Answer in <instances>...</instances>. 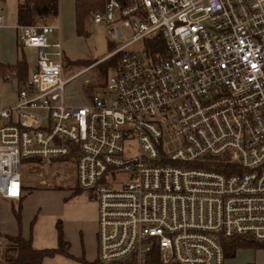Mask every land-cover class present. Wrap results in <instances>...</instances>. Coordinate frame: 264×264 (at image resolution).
Listing matches in <instances>:
<instances>
[{
    "label": "built area",
    "instance_id": "built-area-1",
    "mask_svg": "<svg viewBox=\"0 0 264 264\" xmlns=\"http://www.w3.org/2000/svg\"><path fill=\"white\" fill-rule=\"evenodd\" d=\"M93 21L122 58L86 107L66 104L58 28L18 27L39 61L0 102V197L23 196V161L69 158L98 206V264H225L232 238L264 244V0H109Z\"/></svg>",
    "mask_w": 264,
    "mask_h": 264
},
{
    "label": "rangeland",
    "instance_id": "rangeland-1",
    "mask_svg": "<svg viewBox=\"0 0 264 264\" xmlns=\"http://www.w3.org/2000/svg\"><path fill=\"white\" fill-rule=\"evenodd\" d=\"M18 1H0L2 14L4 13V16H7L9 25L15 27L14 30L2 31L0 62L3 65H12L15 60L24 59L27 63L28 78H30L38 66L39 54L37 49L27 48L22 45L18 47L16 45V38L23 33L17 27ZM63 1V8H61L60 4L59 18L55 23L59 29L50 36L49 41L52 44L62 43L64 56L62 77L67 80L86 68L76 64L77 62L100 61L101 63L104 60H108L112 54L111 52L119 48L121 44H115L111 40L109 28L106 24H96L93 18H90L85 24L86 33L81 36L77 35L72 19V3L74 0ZM16 28L18 31H16ZM112 45H114L113 51L111 49ZM139 47L140 44H136L130 50H135ZM92 80L94 81L90 86L92 87V90H90L92 92L87 94L84 86L90 85L88 82ZM103 82L104 79H101L96 69H89L87 72L80 74L66 87L65 99L67 106H89L93 95L99 91ZM20 86L21 82L19 80L14 82L3 80L0 83V102L2 106H10L17 102L18 87ZM21 169L23 182L30 186V191H34L30 195V213L33 218L35 216L36 218L34 222L33 220L30 222V228L26 229V231L29 230L33 247L38 250L56 248L58 245L57 222L60 221L63 231L72 241L71 247L73 250L71 252L73 253L77 249V255L73 254L74 256L78 257L81 246L86 245L87 255L90 254L88 255V260L98 257L97 228L95 241L87 238L84 233H82V240L80 237V232L87 225L83 223H89L90 226H93L91 225L92 223H97L98 206L88 193L74 194V190L77 189L75 162L69 158L61 163L49 159L27 160L23 161ZM60 211L64 213L61 218L51 216L53 212V214L58 215ZM40 213L43 214L39 215ZM74 224L80 227L78 231H75ZM4 231L6 230L0 228V245L5 243L7 246L11 241L4 234L6 233ZM26 234L28 233L26 232ZM45 264L83 263L71 257L55 256L54 258L46 259ZM225 264H264V250L254 248L240 249L236 252L235 257L228 259Z\"/></svg>",
    "mask_w": 264,
    "mask_h": 264
},
{
    "label": "trees",
    "instance_id": "trees-1",
    "mask_svg": "<svg viewBox=\"0 0 264 264\" xmlns=\"http://www.w3.org/2000/svg\"><path fill=\"white\" fill-rule=\"evenodd\" d=\"M1 2L4 0H0ZM109 0H76V31L79 36L84 35L85 24L96 13L103 12ZM60 14V0H19L17 5V25L18 27L32 26V25H55ZM160 48L163 46V41H158ZM153 44L151 51L158 45ZM20 44L18 43V47ZM113 51L114 45L111 46ZM112 53V52H111ZM122 54H117L108 60H104L95 66L98 71V75L101 79H104L100 88H103L108 79L109 74L116 67L117 63L121 60ZM96 62H77L76 64L84 67H90ZM2 74H9L17 77L19 82H25L28 79L27 63L26 61L19 60L15 65H3L1 66ZM95 86V85H94ZM93 86V87H94ZM92 87L86 86L87 94H91ZM67 158L53 160L54 162H64ZM36 189V188H33ZM32 189V190H33ZM76 190V191H75ZM74 194L82 193L81 190L75 189ZM24 200V187L23 196L19 200V204L14 207L13 213L15 219L19 225V234L16 237H8L11 241V245L5 248L4 264H45V260L48 258H54L55 256H65L74 258L83 264H98L96 260L94 262H88L84 257L76 258L70 253V243L66 241L62 223H57L58 229V245L54 249H35L32 245L30 238L26 239L22 235V202ZM254 248L264 250V244L255 242L248 237H234L226 243L225 253L227 259L235 257L236 252L240 249Z\"/></svg>",
    "mask_w": 264,
    "mask_h": 264
},
{
    "label": "crops",
    "instance_id": "crops-1",
    "mask_svg": "<svg viewBox=\"0 0 264 264\" xmlns=\"http://www.w3.org/2000/svg\"><path fill=\"white\" fill-rule=\"evenodd\" d=\"M63 2H64L63 0H60L61 8H63V5H62ZM72 11H73V16H72L73 25L75 26V31H76V16H75V12H76V0H74L73 3H72ZM1 13H2V11L0 9V14ZM61 16H62V14H61ZM5 18H6L5 26L2 29V31L3 30L4 31L14 30L15 27H13V26L11 27L9 25L7 16ZM54 26H56V25H54ZM17 27H18V25H17ZM57 28L59 29V27H57ZM16 31H18L17 28H16ZM6 33H8V32H6ZM16 39H17L16 40V45H18V38H16ZM17 55H18V53H17ZM18 61L19 60H15V62L12 65H15ZM95 64L92 65V66H90V67H86L83 71H81L80 73H78L76 75H78V77H79L80 74H83V73L87 72L89 69H95ZM92 82L94 83L93 80L90 81V82H88V83H90V85L89 84L88 85H85L84 86V90H85L86 86H91V84H93ZM23 187H24V200L22 202V208H23V211H22V217H23V220H22V235H23L24 238L28 239V238H30V233L28 232L29 230L26 231V229L30 228V222L32 220L34 222V220L36 218V216L33 218V215L30 213V195L34 191H30V186L27 185L26 182L25 183L23 182ZM18 204H19V200H15V201L5 200V199H3V198L0 197V228H2L3 230H6V231H4V232H6L4 234H6V236H8V237H16V236H18L19 231H20L19 225H18V223H17V221L15 219L14 213H13L14 207H16ZM60 209L62 210V208H60ZM53 213L51 214V216L57 217V218H61L64 215V213H62L61 211L58 213V215L53 214ZM97 213H98V207H97ZM42 214L43 213H40L39 215H42ZM44 215H48V214H44ZM83 224H87V225H85L84 226V229H82V232H80L81 233L80 234L81 240H82V233H84V235L87 238H91L93 241H95L97 223L96 222H95V224L92 223L91 225H93V226H90L89 223H83ZM74 229H75V231H78L80 229V227L75 226V224H74ZM26 232L28 234H26ZM64 236H65L66 241H68L70 243V253H71V255L72 256L77 255V253H76L77 249H75L76 251H74L73 253L71 252L73 250V248L71 247V242L72 241H71L70 237H67V235H66L65 232H64ZM81 243H82V241H81ZM10 244H12V243H10ZM10 244L7 245V246H6L5 243L2 244V245H0V261H3L4 260L3 258H4L5 248L8 247V246H10ZM79 251H80V254L78 255V257H76V256H74V257H76V258H82V257H84L88 262H94L96 260V258H97V257H95L93 259L91 258L90 260H88V258H89L88 255H90V254L87 255L86 245H82Z\"/></svg>",
    "mask_w": 264,
    "mask_h": 264
}]
</instances>
